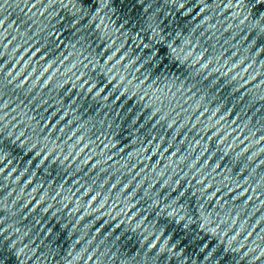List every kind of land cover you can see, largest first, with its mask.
<instances>
[{"label": "clouds", "instance_id": "clouds-1", "mask_svg": "<svg viewBox=\"0 0 264 264\" xmlns=\"http://www.w3.org/2000/svg\"><path fill=\"white\" fill-rule=\"evenodd\" d=\"M0 264H264V0H0Z\"/></svg>", "mask_w": 264, "mask_h": 264}]
</instances>
